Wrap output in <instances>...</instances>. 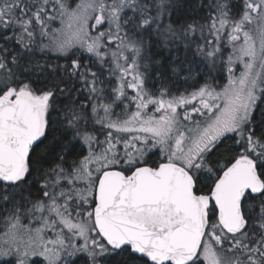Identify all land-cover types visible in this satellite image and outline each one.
Masks as SVG:
<instances>
[{
	"label": "snow or ice",
	"instance_id": "obj_1",
	"mask_svg": "<svg viewBox=\"0 0 264 264\" xmlns=\"http://www.w3.org/2000/svg\"><path fill=\"white\" fill-rule=\"evenodd\" d=\"M0 264H264V0H0Z\"/></svg>",
	"mask_w": 264,
	"mask_h": 264
},
{
	"label": "trees",
	"instance_id": "obj_2",
	"mask_svg": "<svg viewBox=\"0 0 264 264\" xmlns=\"http://www.w3.org/2000/svg\"><path fill=\"white\" fill-rule=\"evenodd\" d=\"M190 2H192V0H190ZM195 2H197V3H198V2H199V0H195Z\"/></svg>",
	"mask_w": 264,
	"mask_h": 264
}]
</instances>
